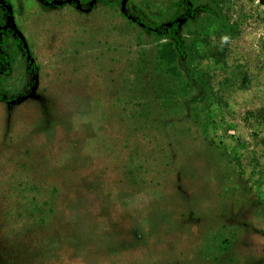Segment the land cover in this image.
Segmentation results:
<instances>
[{
	"label": "rangeland",
	"instance_id": "1",
	"mask_svg": "<svg viewBox=\"0 0 264 264\" xmlns=\"http://www.w3.org/2000/svg\"><path fill=\"white\" fill-rule=\"evenodd\" d=\"M1 9L32 66L0 101V264H264V2ZM173 22L193 88L156 57Z\"/></svg>",
	"mask_w": 264,
	"mask_h": 264
},
{
	"label": "trees",
	"instance_id": "2",
	"mask_svg": "<svg viewBox=\"0 0 264 264\" xmlns=\"http://www.w3.org/2000/svg\"><path fill=\"white\" fill-rule=\"evenodd\" d=\"M264 2V0H260ZM6 11L0 10V101H12L17 98V94L13 89H10L8 83V76L10 73L11 62L15 59L18 53H21V58L25 60L27 69L31 68V57L29 47L24 37L15 29L17 23L13 22L11 26L5 25ZM177 23L173 22L162 29L163 41L160 42L156 48V57L162 61L165 70L171 74H177L183 69L186 73L185 86L193 88L199 85L198 75L195 72L189 71V63L195 58L197 54V41L199 39L195 36L188 42L183 41L177 35ZM6 84V85H5Z\"/></svg>",
	"mask_w": 264,
	"mask_h": 264
}]
</instances>
